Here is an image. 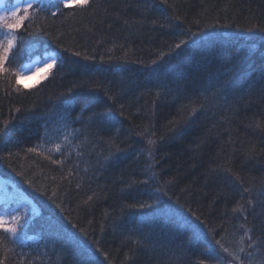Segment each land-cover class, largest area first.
<instances>
[{"label": "trees", "instance_id": "1", "mask_svg": "<svg viewBox=\"0 0 264 264\" xmlns=\"http://www.w3.org/2000/svg\"><path fill=\"white\" fill-rule=\"evenodd\" d=\"M57 2L22 15L0 72V182L39 209L0 229V261L194 264L210 247L237 264L217 240L264 261V0H93L54 16ZM43 51L61 62L17 83ZM108 109V125L91 118ZM58 140L66 156L47 151Z\"/></svg>", "mask_w": 264, "mask_h": 264}, {"label": "snow or ice", "instance_id": "2", "mask_svg": "<svg viewBox=\"0 0 264 264\" xmlns=\"http://www.w3.org/2000/svg\"><path fill=\"white\" fill-rule=\"evenodd\" d=\"M161 3L163 4H168V0H160ZM93 4V0H58L57 4L53 6L52 9V15L57 16V15H64V11L63 10H68V9H73V15H75V10H79L81 12L83 11H88L91 9ZM62 5V8L60 7ZM32 5V0H27V8H31ZM19 8V6H18ZM19 11L23 12L26 11V9L24 8H19ZM163 14V13H162ZM11 15L12 16H16L17 15V8H13L11 10ZM167 18V17H166ZM5 19V17H0V21H3ZM23 19H27V17L25 16ZM22 23V20L17 17L16 22L15 23H6L4 26L9 30L8 35L6 36V40L7 43L5 44H0V70H5L4 69V65L6 63H10V58H9V54L12 53L13 49L15 47H17V41L18 39H20L16 34H15V30L20 26V24ZM153 23L155 24L156 21H153ZM161 27H163V25H161ZM262 31H264V29H261ZM122 47V46H121ZM177 48L181 47V44H176ZM109 52H111V49H108ZM73 55L79 56L80 53L79 52H74ZM125 55H127L125 53ZM85 60L88 59V56L85 55L83 57ZM61 62V58L59 57V55H54L49 57L45 63L49 64V67L54 66L58 63ZM153 63H155V61H153ZM84 84L83 82H81L80 84L75 85V87H83ZM71 91V89L69 90ZM107 95V91L105 93ZM109 99H113L112 96L108 97ZM93 120H95L100 126H106L109 124L110 122V109L105 110V111H100V112H94L92 114L91 117ZM256 128L260 129L261 131H264V122H259L257 121L255 124ZM64 140L67 141L69 140V136L65 135L64 136ZM154 141H149V144H154ZM35 149H28V151H34ZM254 151V149H252ZM49 153H59L62 156H66L67 152L64 150L63 146H62V142L61 141H57L55 143V145L47 150ZM149 155H151V153L149 152ZM49 158V157H46ZM107 159V158H106ZM52 163L54 164H58V163H62V161L59 160H52ZM225 164H227V161L225 162ZM149 169H151V165H149ZM225 171H231L230 168L228 167H224ZM69 175H71V173H69ZM236 179H240L239 176L236 177ZM135 182V181H134ZM140 183H148V180H143V181H139ZM245 191H250L249 188H245ZM92 197L89 196L88 200H91ZM85 203H87V201H85ZM249 203H251V201H249ZM243 210V206L239 204V202H237V207H234L232 209L233 212H238V211H242ZM197 219H199V217H197ZM3 223V220L0 219V224ZM19 227H23V225L18 224L16 228H6L4 229L5 232L11 233L12 235H15L17 233V230ZM241 227L243 228V224L241 225ZM251 231V229H246L243 233V236H241L240 241L238 242L239 244L243 245L244 243V238L247 237L249 243L247 244L248 248H252L253 245L256 243V241L252 240V237L249 236V232ZM134 243H138L136 241H134ZM216 244L220 246L221 251L224 253H227L229 256L232 257L233 260L237 261V264H252V260L251 259H245L244 257H241L239 255H236L233 252H230L229 248L224 246L221 241L217 240ZM99 251V249H98ZM204 252L208 253L207 257H203V258H197L194 261V264H220V260L222 259L219 256V253L215 252V249H212L210 247H206L203 249ZM239 252L240 253H245L246 257H252L253 253L251 252H246L245 247L241 246L239 247ZM105 259H108L107 255H105ZM0 264H3L2 261H0ZM89 264H92V262H89ZM226 264H231V261H227ZM259 264H264V261H260Z\"/></svg>", "mask_w": 264, "mask_h": 264}, {"label": "rangeland", "instance_id": "3", "mask_svg": "<svg viewBox=\"0 0 264 264\" xmlns=\"http://www.w3.org/2000/svg\"><path fill=\"white\" fill-rule=\"evenodd\" d=\"M26 4L27 0H15V3L11 8L7 9L3 5L2 0H0V17H5L3 21H0V32L4 35L5 45L7 43L6 36L9 32L4 26L6 22L5 20H7L8 23H15L17 17L21 19L23 14H20L19 8ZM13 8H17V15L15 17L11 15V10ZM48 58V56L46 58L36 57L31 62L23 65L22 78L18 80L30 84L36 83L40 78V69L45 66L49 67V64L45 63ZM0 72H4V70H0ZM18 80L17 83H19ZM4 183L5 182H0V219L3 220V223L0 224V229L16 228L18 224L23 225L24 227L27 224V220L36 213V207L20 191L13 188H7L6 183Z\"/></svg>", "mask_w": 264, "mask_h": 264}]
</instances>
